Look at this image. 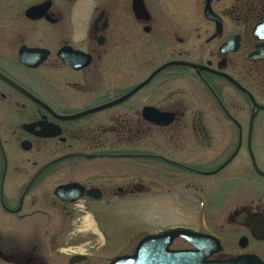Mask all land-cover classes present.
Returning a JSON list of instances; mask_svg holds the SVG:
<instances>
[{"label": "flooded vegetation", "instance_id": "1", "mask_svg": "<svg viewBox=\"0 0 264 264\" xmlns=\"http://www.w3.org/2000/svg\"><path fill=\"white\" fill-rule=\"evenodd\" d=\"M179 4L0 0V264H112L145 238L112 249L118 201L183 183L207 204L214 177L251 199L185 228L219 242L208 261L264 264V0H213L219 25Z\"/></svg>", "mask_w": 264, "mask_h": 264}, {"label": "rangeland", "instance_id": "2", "mask_svg": "<svg viewBox=\"0 0 264 264\" xmlns=\"http://www.w3.org/2000/svg\"><path fill=\"white\" fill-rule=\"evenodd\" d=\"M179 10H194L197 13L198 22L201 25H208L203 19L201 10L204 9V0H177ZM200 17V19H199ZM204 20V22H203ZM10 149V147H8ZM15 152L23 155L21 162L26 160L29 153L24 152L20 147H15ZM264 158V146L261 147V154ZM247 162V158L243 156L242 160ZM245 162V163H246ZM59 169V168H58ZM1 151H0V175H1ZM18 175V174H17ZM22 178L19 173L16 178ZM18 179V178H17ZM252 180V178H249ZM214 183L209 191H206L208 197L207 204L204 201L200 202L203 194L188 193L184 190V184H180L179 189H173V193L151 192L144 199H122L118 201L117 206L112 210L113 221L105 222L101 227L105 233L110 236L109 243L112 244V249L121 254L131 251L144 237L169 229L182 227L202 228L203 220H213L218 217L220 210L218 207L222 203L231 205L234 201L247 202L251 199L252 193L246 191L238 194H231L221 185H218V178L212 179ZM178 185V184H177ZM156 189V188H155ZM202 195V196H201ZM240 196V199H237ZM225 206V205H224ZM232 214L235 210H226ZM18 217L8 215L1 209L0 203V240L3 238L1 233L10 232L14 229V224Z\"/></svg>", "mask_w": 264, "mask_h": 264}, {"label": "water", "instance_id": "3", "mask_svg": "<svg viewBox=\"0 0 264 264\" xmlns=\"http://www.w3.org/2000/svg\"><path fill=\"white\" fill-rule=\"evenodd\" d=\"M212 1L207 0L205 15L217 20L219 25L220 19L214 16L210 7ZM256 169L264 176V172L260 171L257 165ZM78 187H80L78 184L62 185L57 189V194L61 195L65 191L75 190ZM76 199L77 197L68 200L75 201ZM177 238L188 240L197 250H171L170 246ZM217 243L219 242L216 238L210 235L198 233L190 228L178 227L145 237L138 244L133 255L117 257L112 264H251L252 256H240L220 262L208 261L212 253L219 250V247L216 248ZM213 245L214 249H212Z\"/></svg>", "mask_w": 264, "mask_h": 264}]
</instances>
